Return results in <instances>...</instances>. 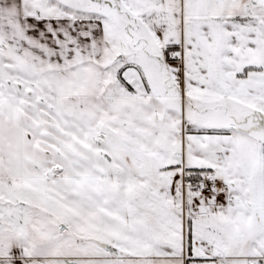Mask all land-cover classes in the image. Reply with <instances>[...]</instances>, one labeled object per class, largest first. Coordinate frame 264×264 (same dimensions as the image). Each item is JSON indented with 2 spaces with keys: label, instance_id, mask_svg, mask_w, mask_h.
<instances>
[{
  "label": "snow or ice",
  "instance_id": "1",
  "mask_svg": "<svg viewBox=\"0 0 264 264\" xmlns=\"http://www.w3.org/2000/svg\"><path fill=\"white\" fill-rule=\"evenodd\" d=\"M0 264H264V0H0Z\"/></svg>",
  "mask_w": 264,
  "mask_h": 264
}]
</instances>
